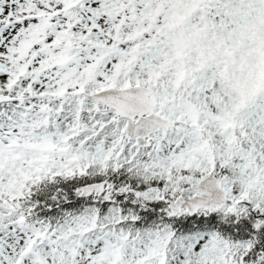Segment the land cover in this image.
<instances>
[{
	"label": "snow or ice",
	"instance_id": "snow-or-ice-1",
	"mask_svg": "<svg viewBox=\"0 0 264 264\" xmlns=\"http://www.w3.org/2000/svg\"><path fill=\"white\" fill-rule=\"evenodd\" d=\"M0 264H264V0H0Z\"/></svg>",
	"mask_w": 264,
	"mask_h": 264
}]
</instances>
